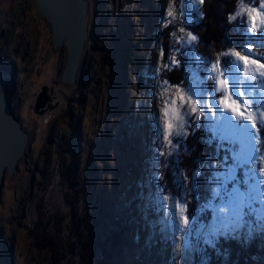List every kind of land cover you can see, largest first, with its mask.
Wrapping results in <instances>:
<instances>
[{
  "label": "rangeland",
  "instance_id": "rangeland-1",
  "mask_svg": "<svg viewBox=\"0 0 264 264\" xmlns=\"http://www.w3.org/2000/svg\"><path fill=\"white\" fill-rule=\"evenodd\" d=\"M260 2L248 6L259 8ZM88 5L83 59L76 83L66 85L59 81L64 50L51 47L49 28L35 13L33 0H0V65L8 75L11 109L31 134L26 159L1 186L0 264H50L48 250L35 245L30 229L43 201L51 212L61 210L64 188L60 178L56 180L57 165L61 170L73 167L83 177L77 205L83 212L92 210L95 233L103 239L122 229L113 264H205L194 262L193 251L199 252L206 237L230 227L238 215L245 226L236 237H247L249 231L250 236L264 235V178L259 176L264 156L251 151V136L238 130L234 114L224 111L226 94L219 81L226 80L230 88L239 81L241 91L257 101L264 96L262 86L256 84V92L250 93L244 71L236 73L224 62L205 65L199 58L186 86L158 76L161 66L169 68L175 61L174 54L161 62L166 24L177 23L172 33L175 52L195 46V34L186 25L194 19L198 0H88ZM242 18L247 19L246 13ZM247 35L245 48L256 53H248L249 58L264 63V37ZM234 52L239 51L225 53L228 60L239 59ZM243 67L248 72L256 69ZM221 69L225 76L219 75ZM44 88L48 100L36 110V98ZM181 92L186 97L182 107ZM188 96L199 106L196 112ZM171 100L188 113L183 134L175 138L168 134L169 117L164 115L165 102ZM201 114L218 135L220 147L228 144L229 152L213 180L214 194L221 200L213 207L212 221L192 229L181 216L185 204L180 195L163 192L155 181L159 155L173 147L169 140L176 149ZM238 168L243 169L242 180L236 178ZM182 180L177 172L174 182L180 192ZM230 246L224 243L226 251ZM77 262L73 253L58 264Z\"/></svg>",
  "mask_w": 264,
  "mask_h": 264
},
{
  "label": "trees",
  "instance_id": "trees-1",
  "mask_svg": "<svg viewBox=\"0 0 264 264\" xmlns=\"http://www.w3.org/2000/svg\"><path fill=\"white\" fill-rule=\"evenodd\" d=\"M246 2V0H245ZM258 0H254V5ZM239 9V0H203L196 11L194 19L186 25L196 36L193 49L177 48L172 45V33L176 22L166 24L161 31L162 64L174 54L171 67L160 69L158 76L170 83L186 86L190 71L197 66V59L205 65L217 62L226 63V52L230 49L243 52L248 44L247 26L241 23L242 17L233 20L232 17ZM179 47V46H178ZM128 59L132 54L127 55ZM214 77L208 78L212 87ZM264 119V117H263ZM259 127V126H258ZM260 141L256 147L258 154L264 153V131L259 132ZM62 147V144H59ZM228 144H222L212 125L204 115H200L196 124L176 149L165 147L157 161L158 177L155 184L163 192L170 191L180 195L186 207L185 216L189 217V226L196 229L209 226L213 217V207L220 202V197L214 194L213 180L222 165L224 155L229 150ZM66 149V148H65ZM228 161L232 162L229 157ZM260 168L261 163H256ZM56 180L60 178L63 186V203L61 210L51 212L44 201L37 206L36 221L30 232L34 243L39 249L49 252L50 264H58L69 254L76 253L77 264H113V256L121 239V231H111V234L101 238L95 233L97 222L92 216V210L83 212L78 208L77 200L84 188L85 181L73 167L61 170L55 168ZM177 172L182 173V191L176 188L174 182ZM236 178L243 179V169L238 168ZM232 182L228 183L231 186ZM252 222V218L250 217ZM224 241L220 240L215 251L205 243L199 245L200 251H193L195 263L205 264H264V235H249L231 240V246L226 251ZM97 250V253H94Z\"/></svg>",
  "mask_w": 264,
  "mask_h": 264
},
{
  "label": "water",
  "instance_id": "water-1",
  "mask_svg": "<svg viewBox=\"0 0 264 264\" xmlns=\"http://www.w3.org/2000/svg\"><path fill=\"white\" fill-rule=\"evenodd\" d=\"M33 8L49 28L51 47L64 50L59 81L73 85L87 41L88 0H33ZM7 85L8 75L0 65V192L4 177L14 175L31 140L30 132L11 109ZM47 100L44 88L36 98L35 109Z\"/></svg>",
  "mask_w": 264,
  "mask_h": 264
},
{
  "label": "snow or ice",
  "instance_id": "snow-or-ice-1",
  "mask_svg": "<svg viewBox=\"0 0 264 264\" xmlns=\"http://www.w3.org/2000/svg\"><path fill=\"white\" fill-rule=\"evenodd\" d=\"M199 3H203V0H198ZM254 0H239V10L230 17L235 20L238 17H242V14L246 13L247 19H241V23L247 26L246 30L255 36L264 37V0H261L259 8L248 6L252 5ZM169 16L172 15V12L169 11ZM191 35V34H189ZM191 40H196L195 36H191ZM246 54L241 56L239 52H234L232 55L238 57L237 61L229 60L227 65L230 69H233L236 73L244 71L245 77H247L246 83L252 85V88L249 89V92H256L255 85L260 84L262 90H264V63H257L256 58H249L248 53H252L251 48L242 49ZM264 58V54H261ZM252 56L255 57L256 53H252ZM242 62V63H241ZM246 65H256V69H253L251 72H248L244 69L243 66ZM215 67V65H213ZM257 69L259 71H257ZM220 76L226 75V70L221 69ZM219 83L224 86L225 91V100H224V111L230 112L237 117V125H239L238 130L244 133H248L251 136V151L258 152L259 149L256 147L259 143V132L264 131V119L257 120V117L264 116V96H261L259 101L256 100L255 95L245 94L241 91V84L239 81L236 82L234 88H230L226 80H220ZM259 94V93H257ZM181 101V107L183 103L186 102V97L183 92L179 96ZM188 101H191L193 107L191 108L192 112H196L198 105L195 100H192L191 96L187 97ZM166 110L164 112L165 116L169 117L168 129L169 136L180 137L183 134L184 119L188 113L182 112L181 107L176 106V100L166 101ZM212 111L215 113L216 108H213ZM173 120L178 121L177 124H173ZM243 122V123H241ZM259 123V127H256ZM249 128H252L253 131L249 132ZM169 145L175 147L173 140H169ZM264 156V153H261ZM242 163L251 164V160H244ZM259 176L264 178V171L259 172ZM261 183L264 184V179H261ZM181 216L184 220V224L189 223V217L185 216L186 207L180 208ZM241 216H237L234 221L231 222V226H225V229L219 232H213L208 237L205 238V244L208 245L211 249L215 251L220 240H223L225 243L230 242L235 239L238 230L244 227ZM251 231H249V235Z\"/></svg>",
  "mask_w": 264,
  "mask_h": 264
},
{
  "label": "bare ground",
  "instance_id": "bare-ground-1",
  "mask_svg": "<svg viewBox=\"0 0 264 264\" xmlns=\"http://www.w3.org/2000/svg\"><path fill=\"white\" fill-rule=\"evenodd\" d=\"M11 1H14V0H11ZM89 12V11H88ZM88 23H89V14H88V20H87V28H88ZM86 30H88V29H86ZM85 50V49H84ZM84 53V52H83ZM82 59H83V54H82V58H81V62H82ZM81 62L78 64V70H77V73H76V80H77V76H78V71H79V68H80V64H81ZM80 73V72H79ZM76 80H75V83H76ZM74 83V84H75ZM8 86V85H7ZM16 115V114H15ZM17 116V115H16ZM28 150V149H27ZM27 150H26V154L24 155V157H23V159H26V156L28 155V153H27ZM22 158L19 160V162L20 161H22L23 160ZM23 162V161H22Z\"/></svg>",
  "mask_w": 264,
  "mask_h": 264
}]
</instances>
